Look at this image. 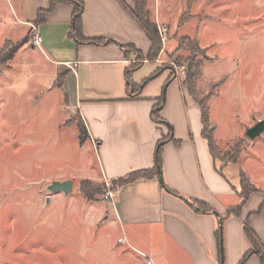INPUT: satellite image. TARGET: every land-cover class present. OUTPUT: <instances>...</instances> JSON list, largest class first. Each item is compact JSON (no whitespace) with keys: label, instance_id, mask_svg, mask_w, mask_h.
Returning a JSON list of instances; mask_svg holds the SVG:
<instances>
[{"label":"rangeland","instance_id":"obj_1","mask_svg":"<svg viewBox=\"0 0 264 264\" xmlns=\"http://www.w3.org/2000/svg\"><path fill=\"white\" fill-rule=\"evenodd\" d=\"M127 1L158 27L162 49L152 61L158 70L178 78L188 96L209 108L219 151L232 154L240 147L238 163L217 155L216 167L234 192L241 173L248 175L257 190L243 214L261 216L264 132L255 140L246 132L264 119V0ZM182 17L186 22L179 27ZM182 38L194 40L192 50L179 48ZM23 42L36 46L33 32L23 40L0 37V264H145L132 249L140 246L119 241L124 237L104 198L111 182L96 179L98 154L81 141L78 114L58 96L59 75L48 84L37 53L30 61L35 68L28 69L21 57L15 63L7 59ZM129 51V66L146 61ZM192 65L196 75L190 82ZM66 180L73 181L69 195L47 189ZM83 180L101 186L93 200L80 192ZM222 250L226 264L225 232Z\"/></svg>","mask_w":264,"mask_h":264},{"label":"crops","instance_id":"obj_2","mask_svg":"<svg viewBox=\"0 0 264 264\" xmlns=\"http://www.w3.org/2000/svg\"><path fill=\"white\" fill-rule=\"evenodd\" d=\"M79 1L84 5V39L106 43L93 45L70 37L75 13L70 2L3 0V40H23L35 30L42 38L39 46L25 43L11 60L15 63L21 57L28 69L35 68L30 61L37 53L49 73L48 84L59 75L58 96L78 114L87 130L85 141L98 154L97 180L101 175L111 182L153 169L160 141L170 137L179 142H168L162 150L165 184L178 196L164 190L157 177L115 190L113 215L124 237L119 241L140 246L141 250L132 249L144 260V255L156 253L150 257L154 264H220L219 220L229 208L238 206L240 196L217 170L203 136L200 105L184 92L178 78H169L167 73L158 74L132 96L126 80L131 57L127 48L132 46L147 57L151 47L137 13L127 0ZM52 2L56 3L50 9ZM157 71V62L146 60L132 74V82L139 86ZM165 87L168 94L164 108L159 109L160 123L152 115ZM167 123L173 127L171 134ZM228 197L234 198L233 203H227ZM182 198L207 204L220 217L198 212ZM243 209L225 221L226 264H240L253 249L245 233L246 222L264 247V210L261 216L248 219ZM245 264L263 263L255 254Z\"/></svg>","mask_w":264,"mask_h":264},{"label":"trees","instance_id":"obj_3","mask_svg":"<svg viewBox=\"0 0 264 264\" xmlns=\"http://www.w3.org/2000/svg\"><path fill=\"white\" fill-rule=\"evenodd\" d=\"M66 2H70L71 4L74 5L75 7V13L73 15V19L71 22V30H70V37L72 39H75L79 42L82 43H88V44H93V45H100V44H104L102 43L101 40H88V39H84L83 34H82V14L84 11V5L82 2H80L79 0H64ZM190 3H193V0L189 1ZM56 2H52L50 9H52L54 7ZM45 12L42 11L40 12V17L43 16ZM137 19L138 22L140 23V26L142 27V29L145 31L150 43H151V47H150V51L147 55V61L152 62L154 59L157 58V56L159 55V53L161 52L162 49V42H161V37L159 34V30L157 25L152 22L142 11L141 9L138 10L137 13ZM185 18L182 17L180 19L179 22V27L180 25H183L185 23ZM25 43V42H23ZM108 43V42H107ZM111 43V42H109ZM194 40H190L188 38H182L180 40V49H186V50H192L193 48V44ZM22 47L21 43H18L13 50L11 51V53L9 54L8 58L9 60L12 59V57L16 54V52ZM128 49V53L130 52L129 50H134V47L130 46L127 48ZM139 54V57H142L143 54H141L140 52L136 51ZM142 65V64H141ZM141 65H137L134 67L128 66L127 70H126V80H127V85H128V90L130 91V94L132 96L137 95L140 90L151 80H153L158 74H162V72H160V70H158L155 74L151 75L150 77H148L147 79H145L139 86L133 84L131 76L132 74L141 67ZM195 66L192 65L189 72V76H190V82L192 81V79L195 78V70H194ZM189 80V77H188ZM166 87L164 88L161 97L158 100V104H157V108L154 110L153 112V119L156 122H160L162 123V120L159 118V113L162 111V109L164 108L165 104H166ZM199 105L201 107L202 110V121H203V136L204 138L207 140L208 142V146L211 152V155L214 159V161H216L217 158L221 157L222 161L225 163H238L240 158H241V150L240 147L238 149H235L233 151L232 154H222L219 149L217 148V144H216V140L214 138V132H215V128L212 126L211 121H210V110L207 106H205L203 103L199 102ZM160 109V112H159ZM167 126L169 128L170 134L173 132V127L171 125H169L167 123ZM78 129L80 132V139L82 142H84V140L88 137L87 135V130L86 127L84 125V123L81 121L78 124ZM176 142V144H179V142L175 141L174 138H170L167 137L165 139H163L162 141H160V143L158 144L157 150H156V155H155V166L153 169H149V170H142V171H137V172H133L123 178L117 179V180H113L111 181V185H112V190H118V188L133 183L135 181H138L140 179H151L153 177H157L160 181L161 187L166 190L167 192L178 196L175 192H173L171 189H169L167 187V185L165 184L164 181V176H163V160H162V150H163V146L168 143V142ZM217 155H219V157H217ZM222 155V156H220ZM221 173V171H219ZM101 186L95 182H92L90 180H83L80 183V192L83 194V196L88 199V200H93V198L101 193ZM256 186L251 182L250 178L248 177V175L244 172L241 173L240 175V191L238 192L239 196H240V204L236 207H232L229 208L226 215L220 217V215H218L210 206H208L207 204L201 203V202H197V201H192V200H187L182 198L184 201H186L188 204H190L191 207H193L196 211L198 212H204V213H214L217 216L220 217L219 220V226H218V230L216 232V236L220 245V251H221V258H220V264H224V256H223V236H224V221L231 217V216H239L241 214V211L244 207V205L247 203L248 199L250 198L251 194L253 192H255ZM264 205V204H263ZM245 233L249 239V241L252 244L253 249L248 252L244 258L241 260L240 264H245V262L247 261V259L249 257H251L252 255H258L259 258L261 259L262 263L264 264V247L260 241V239L258 238L257 234L252 230V228L250 227L249 223L246 222L245 224Z\"/></svg>","mask_w":264,"mask_h":264},{"label":"water","instance_id":"obj_4","mask_svg":"<svg viewBox=\"0 0 264 264\" xmlns=\"http://www.w3.org/2000/svg\"><path fill=\"white\" fill-rule=\"evenodd\" d=\"M263 132H264V119L258 121L252 128H249L246 132V136L251 140H255ZM47 189L52 193L63 192L64 194L69 195L73 191V181L72 180H66L63 182L54 181L48 186ZM48 201L49 198H47V202Z\"/></svg>","mask_w":264,"mask_h":264},{"label":"built area","instance_id":"obj_5","mask_svg":"<svg viewBox=\"0 0 264 264\" xmlns=\"http://www.w3.org/2000/svg\"><path fill=\"white\" fill-rule=\"evenodd\" d=\"M33 34H34V43H35V45L39 46L41 44L42 38L37 33L36 30H35V32ZM115 195H116L115 191H113L111 188H108L107 193L104 196V198L106 200H108L113 205L114 204V200H115ZM120 242H122V241L120 240ZM143 257L146 260L145 264H154L153 260L150 257H148L146 255H144Z\"/></svg>","mask_w":264,"mask_h":264}]
</instances>
